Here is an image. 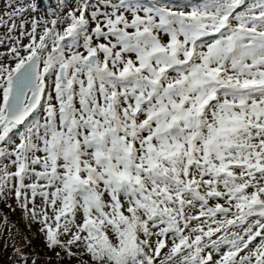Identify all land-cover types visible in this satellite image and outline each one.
Listing matches in <instances>:
<instances>
[{
	"label": "snow or ice",
	"instance_id": "snow-or-ice-1",
	"mask_svg": "<svg viewBox=\"0 0 264 264\" xmlns=\"http://www.w3.org/2000/svg\"><path fill=\"white\" fill-rule=\"evenodd\" d=\"M92 2L0 53V191L91 264H264V0Z\"/></svg>",
	"mask_w": 264,
	"mask_h": 264
},
{
	"label": "rangeland",
	"instance_id": "rangeland-1",
	"mask_svg": "<svg viewBox=\"0 0 264 264\" xmlns=\"http://www.w3.org/2000/svg\"><path fill=\"white\" fill-rule=\"evenodd\" d=\"M13 2L16 6H26L30 3H38L39 5V0H13ZM76 2L77 0H68V7L61 9L60 4L62 3V0H45V5L48 7V10H43L42 7L39 6V9L35 12L27 11L23 15L9 20L5 15L6 12H10L12 10L11 8L6 7L8 0H0V17L5 20V23L0 24V41H3V43L0 44V53H7L8 47L12 44L14 39L20 37L21 23L25 25L24 30L28 31L30 30L32 19H51L53 17L50 16L49 13H66L69 8H72L76 4ZM140 2L145 6H150L157 3V0H140ZM159 2L170 5L174 10H181L184 4L193 3L195 0H159ZM99 3L102 5L104 0H99ZM95 7H97V3L96 0H93L89 8V12ZM130 18L131 17L129 16V19ZM12 24H15L16 28L9 33L8 29L12 26ZM91 26L94 25H90V27ZM42 28L43 25L40 26L38 31H42ZM161 39L164 42H167L168 38L166 35L161 34ZM21 42L23 44H27L29 40L27 37H22ZM132 58H135L134 55ZM0 63L11 64L12 61L5 55L0 56ZM47 83L48 87L46 89V94L52 91V80H49ZM46 98L47 95L45 96V99ZM42 116L43 105L37 118H42ZM142 118L143 117H141V119ZM4 165L9 166V171H15V168L10 165L8 160H0V168H3ZM37 170L40 169L37 168ZM24 182L25 184L36 182L35 177H28ZM15 183L16 181L14 180L9 182L8 185L0 191V264H15L17 260L16 250L21 248L23 249L24 255L29 258L28 264H32L33 261L35 264H91V261L87 256L70 257L67 256L60 248L49 249L46 246L45 236L41 231V224L30 221L16 199L13 187ZM39 183H43V181H40ZM28 195L31 198L30 192H28ZM105 199H108V197L106 196ZM34 203L37 206L43 207V201L40 197L35 198ZM210 203L214 204L215 201H211ZM29 207H32V204H29ZM197 210L198 209H193L192 213L195 214ZM49 214L51 215V213ZM80 219L81 217L78 215L76 217L77 222H79ZM69 238L70 237L67 235L61 236L62 241H66ZM72 251L77 252L78 250L74 247ZM57 252L60 253L59 256L56 255Z\"/></svg>",
	"mask_w": 264,
	"mask_h": 264
},
{
	"label": "trees",
	"instance_id": "trees-1",
	"mask_svg": "<svg viewBox=\"0 0 264 264\" xmlns=\"http://www.w3.org/2000/svg\"><path fill=\"white\" fill-rule=\"evenodd\" d=\"M39 6H41L43 10H48V7L45 5V0H39Z\"/></svg>",
	"mask_w": 264,
	"mask_h": 264
}]
</instances>
